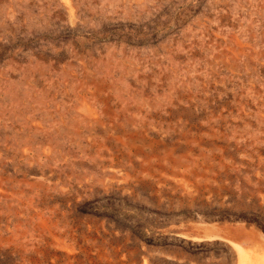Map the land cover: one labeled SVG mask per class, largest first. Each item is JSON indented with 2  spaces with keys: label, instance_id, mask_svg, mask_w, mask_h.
<instances>
[{
  "label": "rangeland",
  "instance_id": "rangeland-1",
  "mask_svg": "<svg viewBox=\"0 0 264 264\" xmlns=\"http://www.w3.org/2000/svg\"><path fill=\"white\" fill-rule=\"evenodd\" d=\"M0 264H264V0H0Z\"/></svg>",
  "mask_w": 264,
  "mask_h": 264
},
{
  "label": "bare ground",
  "instance_id": "bare-ground-1",
  "mask_svg": "<svg viewBox=\"0 0 264 264\" xmlns=\"http://www.w3.org/2000/svg\"><path fill=\"white\" fill-rule=\"evenodd\" d=\"M89 117H91V116H89ZM89 117H88V118H89ZM90 120L92 121V119H90ZM93 121L95 122V120H93Z\"/></svg>",
  "mask_w": 264,
  "mask_h": 264
}]
</instances>
